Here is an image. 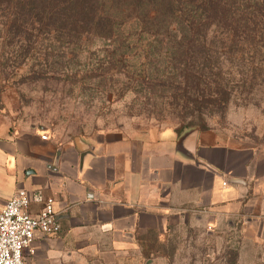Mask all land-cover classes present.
I'll return each mask as SVG.
<instances>
[{
  "label": "rangeland",
  "instance_id": "374dc122",
  "mask_svg": "<svg viewBox=\"0 0 264 264\" xmlns=\"http://www.w3.org/2000/svg\"><path fill=\"white\" fill-rule=\"evenodd\" d=\"M2 21L0 117L14 125L137 146L169 130L214 129L264 147V46L217 29L209 36L217 53L198 56L186 79L166 35L129 27L127 39H79L54 27L10 38ZM240 226L159 231L143 238L142 256L117 264H264V239L255 245Z\"/></svg>",
  "mask_w": 264,
  "mask_h": 264
},
{
  "label": "crops",
  "instance_id": "0c3cea01",
  "mask_svg": "<svg viewBox=\"0 0 264 264\" xmlns=\"http://www.w3.org/2000/svg\"><path fill=\"white\" fill-rule=\"evenodd\" d=\"M21 188L52 197L61 224L56 235L36 232L26 264L137 259L143 238L192 222L238 221L255 245L264 239V147L214 129L169 130L137 146L0 117V206Z\"/></svg>",
  "mask_w": 264,
  "mask_h": 264
},
{
  "label": "trees",
  "instance_id": "16d2710c",
  "mask_svg": "<svg viewBox=\"0 0 264 264\" xmlns=\"http://www.w3.org/2000/svg\"><path fill=\"white\" fill-rule=\"evenodd\" d=\"M2 16L10 38L54 27L79 39L86 33L127 39L124 31L129 27L166 35L171 62L185 64L186 79L194 76L198 56L209 61L217 53L209 42L217 29H224L230 39L264 46V0H0Z\"/></svg>",
  "mask_w": 264,
  "mask_h": 264
},
{
  "label": "built area",
  "instance_id": "2783aa9c",
  "mask_svg": "<svg viewBox=\"0 0 264 264\" xmlns=\"http://www.w3.org/2000/svg\"><path fill=\"white\" fill-rule=\"evenodd\" d=\"M46 139V134L42 135ZM42 204L37 214H31V203ZM56 235L61 224L54 208V199L39 190L18 189L0 206V264H26L25 251H32L35 234Z\"/></svg>",
  "mask_w": 264,
  "mask_h": 264
}]
</instances>
